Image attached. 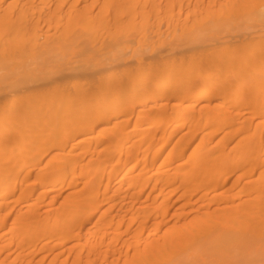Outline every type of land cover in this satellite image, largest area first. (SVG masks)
Wrapping results in <instances>:
<instances>
[{"label":"rangeland","instance_id":"obj_1","mask_svg":"<svg viewBox=\"0 0 264 264\" xmlns=\"http://www.w3.org/2000/svg\"><path fill=\"white\" fill-rule=\"evenodd\" d=\"M5 11L16 20L0 21V59L17 53V48L23 45H43L55 38L79 37L98 47L108 36L124 37L135 25L153 24L149 37L132 49L115 55L96 51L82 59L84 69L79 75L69 72L63 80L45 88L10 93L0 105V182L44 150L47 155L38 164L41 167L60 170L64 163H72L68 172L76 169L77 173L64 178L55 192L63 197L56 204L67 205L72 196L84 202L94 190L95 201L85 204L86 209L98 213L90 221L92 232L99 228L102 216L105 223L122 216L127 196H135L139 201L140 197L150 199L160 191L162 180L173 174L178 164L177 145L186 149L180 169L195 166L197 158H189L191 146L184 145L189 140L181 138L183 132L240 131L252 127L264 130V0H0V15H5ZM219 13H223L222 22L216 23ZM204 17L210 18L209 27L198 30L195 24ZM139 57H143V62H139ZM114 60L117 61L112 65ZM95 69L102 70L103 81L109 75L116 80L109 84L102 82L100 91L94 86ZM159 81L168 84L158 89ZM88 88L96 100L100 94L114 99L120 110L106 106V99L102 98L90 113ZM18 105L22 114L11 117ZM100 114L111 117L87 127L91 123L88 116L97 119ZM182 115L187 117L183 125L178 121ZM134 125L139 129L133 131ZM125 137L130 141L128 145ZM127 146L129 152L125 151ZM138 148H147L144 153L152 170V177L142 188L129 187V176L123 170L116 176L107 169L100 172L101 182L95 177L98 170H92L93 165L108 166L120 161L124 169L130 161V150ZM211 153L217 156L220 149L208 151ZM88 171L97 180L86 186L84 176ZM141 171L139 166L131 175ZM235 177L232 174L207 181L203 187L195 185L197 173L185 180L173 179L167 189L166 222L150 244L131 246L132 251L128 252L122 239L136 226L128 223V219L122 220V232L115 238L118 242L109 243V253L106 252L112 260L99 258L77 264H264V208L248 214L251 226L242 230L207 222L210 220L204 213L207 207L209 213L215 214L217 203H224L226 198L207 197L205 192L221 183L236 191L237 188L232 189ZM245 180L241 179L239 187ZM184 181L193 188L189 204L181 198ZM19 193L9 200H16ZM105 194L106 203L101 202ZM178 206H190L193 210L173 215ZM105 210L107 213L102 214ZM175 219L187 220L190 225L173 231L167 229L166 224ZM198 219L204 225H197ZM12 222L13 215L7 225ZM149 229H145L144 238ZM110 236L111 232L97 240L107 244ZM114 246L122 248L115 256ZM143 249L146 255L140 253Z\"/></svg>","mask_w":264,"mask_h":264},{"label":"bare ground","instance_id":"obj_2","mask_svg":"<svg viewBox=\"0 0 264 264\" xmlns=\"http://www.w3.org/2000/svg\"><path fill=\"white\" fill-rule=\"evenodd\" d=\"M12 15L9 11H5V21L13 22ZM223 13H219L221 23ZM20 18L17 17V21ZM214 20V19H213ZM210 18L204 17L202 21L196 22L195 28L198 30L209 27ZM150 22H142L135 25L126 32L124 37L116 35L108 36L101 40L98 47L94 44H88L82 38L74 37L69 39L55 38L43 45L21 46L17 48V53L6 55L0 59V105L7 99L10 93H27L36 89L45 88L51 83H58L66 78L69 72L79 75L84 68L81 66L82 59L94 55L96 51L100 54L120 53L125 50L132 49L149 37V31L153 27ZM160 30V29H159ZM186 33V32H185ZM188 33V32H187ZM219 40H228L226 37H218ZM239 38L236 37V42ZM117 60L111 62L112 65ZM139 62H143V57H139ZM110 63L108 65H111ZM101 69L94 70V86L103 88V83L109 84L116 80L115 76L109 75L105 81L101 75ZM188 79H191L189 77ZM168 83L159 81L157 88L162 89ZM92 89V87H90ZM86 91V99L89 104L88 111H94V107L100 103L99 99H106V106L114 107L118 112L120 106L116 101L104 94H100L97 100L91 95L89 89ZM23 96V95H22ZM117 96L116 98H118ZM153 101H156L154 99ZM22 114V108L18 105L11 113V117H19ZM111 117L108 114H100L97 119L88 116L91 121L87 127L91 128L97 122L103 121ZM187 117L182 115L178 121L181 125L185 123ZM168 127L172 128L168 123ZM139 127L134 125L132 130H138ZM84 129L83 131H86ZM183 140H189L191 146L189 158H197L195 166L182 171L180 163L185 153L182 145L175 147V156L178 164L175 166L173 174L168 175L162 180L163 186L160 191L152 198H142L139 201L135 196L125 198V212L122 216L112 217L110 223H105L101 217L99 228L92 232L91 218L95 216L96 211H89L85 208V204L93 203L96 199L95 191L86 196L84 202L76 197L67 199V205L56 203L63 197L62 193L56 194V190L64 182V178L68 175H75V171L69 174L68 168L72 163H64L60 170L47 169L41 167L42 160L47 155L44 150L40 154H34L31 159L26 160L21 169L15 174L9 175L5 181L0 182V264H41L48 261L49 264H77L80 262H91L103 258V260H112L108 255L109 243L115 245L118 241L115 239L122 231V220H127L130 224H135V228L130 235L122 239V244L127 245V251H132L131 246H141L143 243L150 244L152 237L158 235V231L163 227L168 216V209L165 203L168 200V187L175 178L187 179L195 173L198 174L196 181L197 187H203L207 181H214L220 177H228L235 174L233 188L236 191H230L225 188L224 183L218 187L205 192V196H225L224 203H217L215 214L209 213V206L205 215L210 219L207 222L211 225L232 227L242 230L249 225L248 214L264 208V130L252 127L247 130L240 131H214L209 129L203 130H187L181 134ZM11 136H13L11 134ZM126 144L130 141L126 138ZM199 139L198 141H195ZM129 146L125 151L129 152ZM132 147H135L132 145ZM139 149V148H138ZM130 150V161L123 169L122 163L117 161L112 165L101 163L93 165V169L98 170L95 177L101 182L103 179L100 172L107 169L114 176L124 171L128 177L127 185L129 187L142 188L150 179L152 170L148 168V156H145L144 150ZM220 149L217 156L208 154V151ZM124 151V152H125ZM122 152L118 155L121 156ZM165 165L170 164L163 162ZM218 164V167L216 165ZM139 166L142 171L136 175H131ZM216 168H221L215 170ZM199 169V170H198ZM92 172L85 173L84 184L91 185L95 179L91 175ZM95 173V172H93ZM104 175V174H103ZM246 178L245 184L239 187L241 179ZM112 179V178H110ZM125 179L123 177L122 181ZM100 184V183H98ZM2 188V189H1ZM181 198L185 204L192 203L193 188L190 183L183 182L180 187ZM118 191V187L117 190ZM20 192L16 200H9L14 193ZM100 200V199H99ZM101 202H108L105 194ZM186 210L189 212L192 207H179L175 209L173 215H181ZM108 211V210H107ZM105 210L102 214L107 213ZM13 215V222L9 225L8 219ZM120 215V214H117ZM180 218H178L179 220ZM174 220L167 223V229L171 231L190 225L185 220L180 222ZM197 225L202 226L204 222L197 220ZM150 228L147 237L144 238V231ZM111 232L109 241L97 238ZM91 235V237L88 236ZM86 241H85V237ZM221 237H223L221 235ZM92 238V239H91ZM103 252V256L101 255ZM122 248L114 246L113 256L121 253ZM5 255L2 257V254ZM142 255H146V250L140 251ZM117 258V257H116ZM35 259H38L37 262ZM7 262V263H6ZM36 262V263H35Z\"/></svg>","mask_w":264,"mask_h":264}]
</instances>
